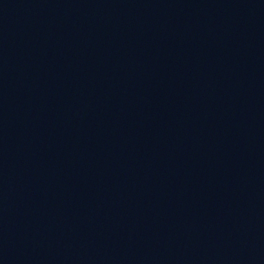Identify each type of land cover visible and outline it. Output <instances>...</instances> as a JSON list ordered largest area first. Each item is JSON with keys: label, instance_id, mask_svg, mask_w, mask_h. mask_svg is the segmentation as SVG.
Masks as SVG:
<instances>
[{"label": "water", "instance_id": "water-1", "mask_svg": "<svg viewBox=\"0 0 264 264\" xmlns=\"http://www.w3.org/2000/svg\"><path fill=\"white\" fill-rule=\"evenodd\" d=\"M0 264H264V0H0Z\"/></svg>", "mask_w": 264, "mask_h": 264}]
</instances>
